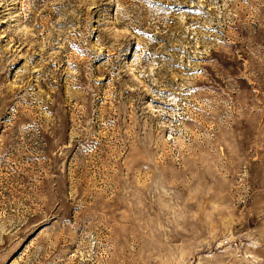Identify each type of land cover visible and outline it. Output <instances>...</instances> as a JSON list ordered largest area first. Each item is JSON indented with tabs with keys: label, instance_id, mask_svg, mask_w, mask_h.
Segmentation results:
<instances>
[{
	"label": "rangeland",
	"instance_id": "obj_1",
	"mask_svg": "<svg viewBox=\"0 0 264 264\" xmlns=\"http://www.w3.org/2000/svg\"><path fill=\"white\" fill-rule=\"evenodd\" d=\"M0 264H264V0H0Z\"/></svg>",
	"mask_w": 264,
	"mask_h": 264
}]
</instances>
